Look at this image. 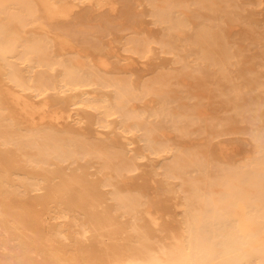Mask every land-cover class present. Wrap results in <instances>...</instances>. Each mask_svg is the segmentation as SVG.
I'll return each mask as SVG.
<instances>
[{
	"label": "bare ground",
	"instance_id": "bare-ground-1",
	"mask_svg": "<svg viewBox=\"0 0 264 264\" xmlns=\"http://www.w3.org/2000/svg\"><path fill=\"white\" fill-rule=\"evenodd\" d=\"M126 1L0 0V264H264V0Z\"/></svg>",
	"mask_w": 264,
	"mask_h": 264
},
{
	"label": "rangeland",
	"instance_id": "rangeland-1",
	"mask_svg": "<svg viewBox=\"0 0 264 264\" xmlns=\"http://www.w3.org/2000/svg\"><path fill=\"white\" fill-rule=\"evenodd\" d=\"M244 1L248 4L253 2V0H244ZM257 1L263 2V0H257ZM126 2L128 4L127 21L126 20L121 21L119 19V17H117L115 15L114 16L111 15L112 18H109L110 14H108V15L103 14V15H100L98 17H92L91 15L88 14V15H84L85 18H80L77 15L73 16V17H65L64 15H62L58 12L56 14L57 18H58L56 20V22H57V24H60V26L66 28L68 31H70L73 35L80 38V40H84V41L90 40V37L94 33H99V32H101V33L102 32H113L116 34L119 33L117 35L126 34L128 32L127 29L129 27L135 25V24H138L137 21H140V20H145L148 25L151 24V18L147 15L146 11H143L140 8L138 9L139 3L136 2V0H127ZM259 10L262 11V13L264 14V5L263 4H262V7L259 8ZM131 13H132V15H131ZM109 20L111 21V23ZM155 29H157V28H155ZM80 30H82V31H80ZM92 31H94V32H92ZM242 145L245 148V146L247 144L244 145L242 143Z\"/></svg>",
	"mask_w": 264,
	"mask_h": 264
}]
</instances>
